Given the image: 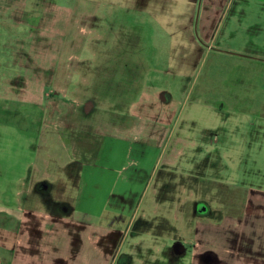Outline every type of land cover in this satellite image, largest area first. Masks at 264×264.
<instances>
[{"label": "rangeland", "instance_id": "obj_1", "mask_svg": "<svg viewBox=\"0 0 264 264\" xmlns=\"http://www.w3.org/2000/svg\"><path fill=\"white\" fill-rule=\"evenodd\" d=\"M127 1L1 6L42 27L0 31L12 50L32 47V69L13 68L11 51L6 72L32 76L27 130L30 122L38 134L32 146L0 141V176L42 177L35 187L78 173L55 198L78 226L124 230L132 218L126 263L184 264L175 254L194 233L193 204L227 212L249 190L264 192V2L142 0V11L127 13ZM76 242V263L93 264L98 250L83 256L81 229Z\"/></svg>", "mask_w": 264, "mask_h": 264}, {"label": "crops", "instance_id": "obj_2", "mask_svg": "<svg viewBox=\"0 0 264 264\" xmlns=\"http://www.w3.org/2000/svg\"><path fill=\"white\" fill-rule=\"evenodd\" d=\"M141 1L128 0L124 10L127 13H139L142 11ZM204 1L209 7L210 4H224L231 0ZM10 3L11 0H0V31L3 26L9 33L17 29L20 33H32L34 29L42 27L38 26L39 24L35 26L32 19L22 12L17 13L14 9L6 11L7 6L2 11L1 6ZM123 38L122 43H125ZM11 51L16 53L15 60L11 61L13 68L20 67L24 72L27 68H33L29 55L32 47L23 46L12 50L9 39L4 37L2 40L0 33V116L6 117L0 120V141L9 143L11 136H14L32 146L38 136L33 134L30 122L27 130V117L31 118L33 113V103L30 102L32 76L29 78L27 74L21 73L11 76L6 72L10 67V58L6 54ZM41 72L38 71L36 75L37 83H41L43 79ZM17 116L21 117L19 128L9 122L10 118L15 119ZM44 142L47 145V140ZM96 154L95 152L93 157ZM74 158L70 159L69 163L73 162ZM45 160L47 166L49 162ZM59 163L61 162L58 158L57 164ZM45 172H48V168L43 173ZM65 174L63 172L62 177L57 174L55 182L43 183L63 186L65 178L80 181L78 173H67L66 176ZM6 175L0 176V180L9 178L13 183H5L3 190L0 189V264H77L81 253L79 254L75 247L80 229L88 242L87 252L83 255L88 261L90 249L95 246L98 254L94 255L93 264H108L109 261V264H128L125 261L129 258V253L125 251L124 246L128 231L134 224L132 218L124 230H116L113 225L78 226L71 219L73 208L71 216H67L62 210L40 206L34 201V181L42 177L29 179L25 174H17L13 169L6 172ZM241 197L229 205L227 212L223 209L212 210L204 203L192 205L189 218L191 221L195 220L194 233L189 238V246L181 245L184 250L175 254L184 256V264H264V192L260 189L249 190ZM200 204L206 207L204 214L197 211ZM66 235L71 238L68 248Z\"/></svg>", "mask_w": 264, "mask_h": 264}, {"label": "flooded vegetation", "instance_id": "obj_3", "mask_svg": "<svg viewBox=\"0 0 264 264\" xmlns=\"http://www.w3.org/2000/svg\"><path fill=\"white\" fill-rule=\"evenodd\" d=\"M61 189L62 188L60 187V185L58 186L45 185L43 183V184L35 185V187L32 188V195H33L34 201L40 206L44 205V206L59 209L65 212L66 206L61 201L55 199L56 195L59 192L60 193L62 192ZM175 250L177 249H174V251Z\"/></svg>", "mask_w": 264, "mask_h": 264}, {"label": "water", "instance_id": "obj_4", "mask_svg": "<svg viewBox=\"0 0 264 264\" xmlns=\"http://www.w3.org/2000/svg\"><path fill=\"white\" fill-rule=\"evenodd\" d=\"M196 209H197V207H196ZM197 211L199 214H204L206 212V207L203 206L202 204H200ZM177 245L178 244L174 245L173 248L176 249V247H178ZM179 247H180V251L179 252L176 251L177 254H180L184 250L181 245Z\"/></svg>", "mask_w": 264, "mask_h": 264}, {"label": "trees", "instance_id": "obj_5", "mask_svg": "<svg viewBox=\"0 0 264 264\" xmlns=\"http://www.w3.org/2000/svg\"><path fill=\"white\" fill-rule=\"evenodd\" d=\"M124 67V66H123ZM125 68V67H124ZM123 81V80H122ZM121 81V85H122V91H127V89H129L132 93L135 92V87L134 85H132L133 87H131L127 82L126 83H123Z\"/></svg>", "mask_w": 264, "mask_h": 264}]
</instances>
